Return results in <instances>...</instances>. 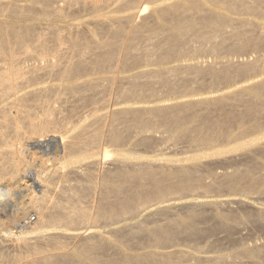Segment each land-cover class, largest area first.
Instances as JSON below:
<instances>
[{"label": "bare ground", "instance_id": "obj_1", "mask_svg": "<svg viewBox=\"0 0 264 264\" xmlns=\"http://www.w3.org/2000/svg\"><path fill=\"white\" fill-rule=\"evenodd\" d=\"M76 6L93 16L91 24L107 31V39H98L79 24L76 34L70 33L69 18ZM263 13L264 0H0V183H5L0 184V264H236L243 255L250 264H262L264 247L245 246L229 257L176 248L182 237L195 241L203 234L198 227L202 215L194 212L163 223L149 220L151 225L132 226L131 221L130 228L112 227L135 220L155 205L183 200L197 189L207 193L211 186L204 183L195 158L138 160L133 151L157 144L161 137L155 132L169 134L170 146L198 147L232 138L233 127L240 129L236 139L255 135L251 143L264 132L263 72L214 98L135 106L142 99L175 97L256 74L264 64V23L249 16ZM248 53L257 56L243 57ZM208 54L214 62L194 63ZM125 73L128 76L121 77ZM43 79L47 85L32 87ZM111 92L117 98L112 99ZM120 101L126 106L106 111L109 103ZM134 138L133 151L122 152ZM30 146H52L44 164L56 167L51 174L66 184L63 190H55V178L43 171L30 179L34 185L22 196L26 190L18 182L32 166L22 150ZM105 161L112 170L103 167ZM256 163L217 174L216 181L233 190L242 183L255 190L264 184ZM71 176L77 177L75 183ZM229 201L219 204L229 206ZM202 204L219 205L217 200ZM212 216L219 224L207 228L208 234L218 229L230 233L231 227L253 222L264 225L261 210L234 225L232 217ZM212 216L208 214L209 220ZM12 222L20 225L19 239L9 237Z\"/></svg>", "mask_w": 264, "mask_h": 264}, {"label": "rangeland", "instance_id": "obj_2", "mask_svg": "<svg viewBox=\"0 0 264 264\" xmlns=\"http://www.w3.org/2000/svg\"><path fill=\"white\" fill-rule=\"evenodd\" d=\"M6 1L12 2L13 0H6ZM76 1H82V0H76ZM76 8H77V12L75 14L71 15V17L69 18V21H71L69 28L72 27L75 29L74 30L71 28L70 33L72 32V35H75L77 32V28H75V27H77L79 24V25H82V27L89 29V31L96 33V36L98 39H100V40L101 39H103V40L107 39V35H108L106 33L107 31H104L105 32L104 33V32H102L103 31L102 27H101L102 28L101 29L99 26L97 27L96 25H94L95 23L91 24V21H93V19H94V18H92L93 16L90 15V13L85 14L83 12H80L78 10V8H80V7L76 6ZM108 10H109V8L108 9L105 8V9H103V12L107 13ZM231 16L232 17H238L237 14H231ZM249 18L250 19H256V20L264 23V13L261 14V16H249ZM87 20L88 21L90 20V21L88 22ZM154 20L155 19H153L151 22L157 23V21L156 20L154 21ZM74 21L76 22V24ZM80 21H82V23ZM151 22L149 21V23H151ZM138 23H141L140 19L138 20ZM92 25H94L93 26L94 28H92ZM74 31H76V32H74ZM255 56H257V55H255V53H248L247 55H244L243 57H245L247 59H255L256 58ZM214 60H215L214 57L211 56L210 54H208L205 56H199L198 58H195L194 63H196V64H198L199 62L200 63H206L208 61L214 62ZM261 66L262 65H260V67ZM263 66H264V64H263ZM263 66L261 68H259V70L256 74H254L253 76H250V77L236 78V79L231 80L228 83L221 84V85H215V86L208 85L207 87H205L199 91L198 90L191 91V93L189 91L187 93L178 94L175 97L161 96V97H158L157 99H154V100L142 99L140 101H137V103H136L137 105H135V106L156 104V103H162V102H168L167 104H169V102L175 98H178V99H180V98L199 99L200 97L201 98H203V97H211V98L213 97L214 98V97L220 96L224 93L232 92L236 87H240V86L248 84L250 79L254 76L259 77L261 74L263 75V73H264V70H262V69H264ZM126 76H128L126 73L121 75V77H126ZM47 81H48V79L47 80L43 79L41 82H39L38 84H36L32 87H35V88H38L41 86L43 87V86L47 85V83H45ZM124 85H126V84H124ZM192 90H193V88H192ZM114 93H116V94L118 93L117 95H119L118 91L117 92L114 91ZM114 93L111 92V94H110L112 99L115 96ZM117 95L115 96L116 98H117ZM108 98H109V96H108ZM69 100L72 101L73 104H75V101L72 98H69ZM72 102H71V104H72ZM122 102H124V101H120V105H118L119 102L118 103L117 102L116 103H109L107 105L108 107L106 106L107 107L106 111L107 110L113 111L115 109H118V106L119 107L120 106L125 107L126 103H122ZM108 123H109V119H108ZM239 131H240V129L238 127H233L231 130V132L233 134L232 138H224V139H221L212 145L204 146V147H198L196 145H191V144L188 145V144H181V143L177 144L175 146H170V145H172V141L170 139L171 137L169 136V134L168 135L165 134V132H163L165 135L161 132L165 136L164 137L165 139L162 138L163 135L161 133H160L161 134V136H160L159 133L155 132L156 136H158V139L161 137L157 141V144H154L150 147L137 146L135 148L136 150H134V151H133L134 148H131V146H133V145H131V143L134 144V142L137 138H134L131 141L127 140L126 142H128V143H126V145L124 144V147L121 148L122 152H125L126 150L131 151V149H132L133 153H135V155L138 157V160H141V161H147L150 159H155L158 161H169V160L171 161V160H184V159H187L190 157L195 158L196 159L195 163L196 164L198 163L199 164L198 168L200 169V171L202 170V172H200V173H201V175L203 174L202 177L204 178V183L206 184V186H207V184H208V186L210 184H211V186L212 185L213 186H212V188H211V186H209V190L207 191V193H205L202 189H197L196 191L190 193V195L188 197L184 198L183 200L180 199V200H177L174 202L171 201L170 204H174V203L176 204L178 201H180L177 203V205L174 204V206L170 205L169 202L162 204L163 207L160 205H158V206L155 205L157 208H155V206H154L153 209L151 208L150 210H148L149 215L151 216L153 214L154 215V216L152 215L153 217L148 216V211H146V213L145 212L141 213L139 215V217H137L135 220H129L125 223L124 222L120 223L119 224L120 227L123 225L121 228L117 225V227L114 226V227H112V229L113 228L122 229L125 226L130 228L132 226H135V224H137V225L141 224V222L144 224H147V225H151L152 223L150 224L149 220H152L151 222H155L157 220L159 222V220H160V222H161V220H166V219H170V220H173L176 218L180 219L181 216H182V218H183V215L186 216L187 212H194L197 215H200V216L202 215V217H201L202 221L201 220H200L201 222L199 221L198 227L201 229H204V232H202L203 234L200 235V239L199 240L197 239L195 241H190V240L186 239L185 237H182L176 243V244H179L176 246V248L182 249L183 251L193 252V253H196V251H203V253L208 252L207 254L211 255V256L224 255L227 257L234 255V253L236 251H239L242 248L244 249L245 246H246V248H248V247L249 248H252V247L255 248L256 247L258 249L263 248L264 247L262 245V244H264V225L263 224H262V226H260L259 224H255L253 222V223H251L253 225L247 224V225H244V227H241V226H243V225H241V226H239V228H241V230L238 227H235L234 229H232V227H231L230 233L226 232L225 230L221 231V229H218V230H216L217 232L215 231L216 233L213 232L211 234H208V232H205L207 230V228L210 229L213 227H217L219 224V220L216 218H213L214 216H212L214 213H216V214L220 213V215L222 214L225 216L232 217L233 220H231L230 223L232 225H234L233 221L245 220L250 215V213L253 211L254 212L260 211V210L264 211V184L261 187L259 186L255 190H249L248 186L245 183H242V184H240L238 190H233L230 186H227V185L220 186L218 181H216V176H218L217 174L221 175V174H224L228 171L232 172L234 169L235 170L236 169H245L248 167L247 164L254 165L255 162L258 163V164L257 163L256 164L260 168L259 170H261V167H262L261 164L264 165V163H263L264 162V132L261 133V135H257L258 139L256 142L251 143L250 141L255 137V135H246L244 137H240L239 139H236L234 136L235 135L237 136L239 134ZM168 137H170V138L168 139ZM168 140H169V142H168ZM166 143H167V145H166ZM242 143H247L248 145L245 146L244 148H240V147L235 148L238 144H242ZM165 145L167 147H171L172 149L170 148L169 150H165L167 148ZM52 146H50V147L48 146L47 148H45L46 151H45V149L37 148V147L35 148V147H31V146L22 150V153L25 155V157L27 156L26 160L28 159V161L32 163V166L29 168L30 170L27 169L26 173L28 175L27 174L25 175L26 178L21 179V181H19L20 183L18 182V186L23 185V186H21V190L22 191H23V189L26 190V191L22 192L23 197H25V195L28 194L27 192L30 190L31 186L34 185L33 182L30 181V179H33L35 176H37L36 174H39L40 172L43 173V171H44L47 174V176L49 175L48 178H50V179L55 178L53 176V173L55 172L56 167H52L53 163L52 164L48 163L47 165L44 164V160L47 158V156H49L51 153H53V149H54V151L57 149V147L55 145H52ZM43 150H44V152H43ZM59 150L60 149L58 147V151ZM41 153L43 154V156H41L42 155ZM245 153H250L251 156L249 155L250 156L249 159L247 157L243 158ZM224 158H226L227 160ZM250 158H251V160H253V159L255 160V162L253 160V162H254L253 164H251L252 161H249ZM41 159H43V160H41ZM234 159H235V161H234ZM236 159H238V160H236ZM245 159L248 160V161L246 160L247 163L244 162ZM228 160L230 163L228 162ZM224 162H226V164ZM104 163H107V165H105ZM188 163H192V162L190 161ZM188 163H186V164H188ZM103 164H104L103 167L105 166L104 167L105 169H107V167H108V170H112L113 165H110V162L105 161V162H103ZM108 164L110 166H112L111 169H109L110 166ZM31 168H33V169H31ZM99 170H100V168H99ZM259 170H257V172H256L257 176L263 175L264 172L262 170H261L262 172H258ZM30 171H32V172H30ZM51 172H53V173L51 174ZM50 174L53 177L50 176ZM43 177H46V176H44V174H43ZM74 177L75 176H71L70 178L72 180L71 182L75 183L76 182L75 180L77 179V177H75V178ZM0 184L2 186H5L4 181H2ZM53 184H56L54 189L57 191L61 190V188L63 190L64 187L66 186V184H64L63 182L60 183V181L56 178H55ZM61 185H63V187ZM57 191H53V194ZM99 196H100V193H99V195L98 194L96 195L95 200H97ZM178 197H180V196L178 195ZM213 200L214 201L217 200L218 204H219L220 200L221 201H223V200L229 201L230 200L231 204L229 206L219 204L220 206L219 205L213 206L214 208L208 207V206H205L202 204V203H206V202H210V201L214 202ZM196 202H197V204H196ZM151 203L154 204L155 202L153 201ZM198 203H200V204H198ZM201 206L203 208L207 207V209H205V208L203 209V208H201ZM159 207L160 208H167L169 210L166 209L165 212L160 213V212H158V209H160ZM212 208L214 210L211 211ZM216 208H217V210L218 209L219 210L217 211ZM167 211H170L169 214L172 216H169ZM206 211H207V213H205ZM156 212L159 214H157ZM211 212H213V213H211ZM174 213L177 214V216H179V218L176 217V215ZM208 214H209V217L212 216L213 219L210 218L212 220H209ZM164 215L168 218H166ZM35 216H36L35 213H31V218L33 217L32 219H34V218L36 219L37 216L36 217ZM155 216H157L158 219H156L157 217H155ZM160 216L161 217L164 216V217H162V219H160L161 218ZM171 217H173V218H171ZM145 219L149 222H147ZM138 220H140V223ZM143 220H145L146 222L145 221L143 222ZM136 221H138V222L136 223ZM129 222H131L132 224L135 222V224L132 225L130 223V227H129ZM12 223L13 224L10 223L11 225L10 224L8 225V228L12 229V231H13V234L10 235L9 237L14 238V239L15 238L19 239L21 237V234L19 233V229L17 226H20V225H19V223H16V222H12ZM126 223H128V224H126ZM161 223H163V222H161ZM109 230H110L109 228H102V231H109ZM219 231H221L223 233H221ZM228 234H229V236H228ZM202 255H206V254H202ZM241 257H244V258H241ZM241 257H239V258L243 262H241V260L238 258V259L234 260V263L238 264V262H239V264H240V263L246 262V260H247V263H245V264L251 263V259L249 257H246L244 255ZM245 258H248V259H245ZM262 258H264V257H262ZM262 258L259 259V261L262 264H264V259H262ZM248 261H250V263ZM73 264H77V263L73 262ZM79 264H81V263H79ZM114 264H117V263H114ZM118 264H124V262H121Z\"/></svg>", "mask_w": 264, "mask_h": 264}]
</instances>
